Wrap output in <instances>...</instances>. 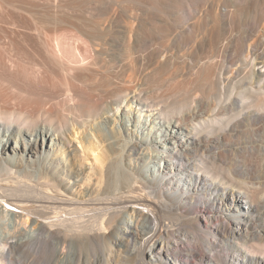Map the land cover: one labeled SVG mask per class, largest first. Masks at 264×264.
Listing matches in <instances>:
<instances>
[{
    "label": "bare ground",
    "instance_id": "6f19581e",
    "mask_svg": "<svg viewBox=\"0 0 264 264\" xmlns=\"http://www.w3.org/2000/svg\"><path fill=\"white\" fill-rule=\"evenodd\" d=\"M89 43L97 52L82 68L49 52L32 59L23 70L34 90L13 84L9 76L20 63H7L11 74L0 83V224L17 217V225L24 226L16 236L0 237V264H36V256L42 264H114L121 256L126 264H264V133L243 137L246 157L233 167L207 153L209 146L226 145L227 130L264 122V87L261 98L251 100L256 90L242 89L247 79H233L230 87L225 82L226 70L244 66L252 83L255 77L264 83V71L256 75L254 60L245 54L252 44L236 39L144 40L117 42L114 48L107 39ZM47 76L49 87L41 86L39 79ZM167 83L173 84L170 96H180L177 101L151 102L144 86ZM133 89L138 92L131 96ZM193 89L202 91V101L217 89L224 103L195 125L188 122L209 109L193 111ZM156 106L159 112L153 111ZM121 108L133 120L124 133L109 135L105 128L112 118L99 119ZM162 135L169 143L157 142ZM143 145L153 156L143 170L159 173L148 177L157 200L145 187L139 191L136 181L123 184L114 175L117 166L123 168L120 154ZM171 169L180 171L170 174ZM77 181L88 186L79 191L81 197L71 192ZM130 191L133 195H125ZM189 197H198L191 208ZM229 199L232 207L218 204ZM190 209L193 217L181 211ZM222 210L224 218L211 223L208 213ZM233 213L239 221L227 219Z\"/></svg>",
    "mask_w": 264,
    "mask_h": 264
},
{
    "label": "rangeland",
    "instance_id": "374dc122",
    "mask_svg": "<svg viewBox=\"0 0 264 264\" xmlns=\"http://www.w3.org/2000/svg\"><path fill=\"white\" fill-rule=\"evenodd\" d=\"M226 10H229L228 15H225ZM230 15L233 17L232 21L229 19ZM263 38L264 0H0V83H2L1 81L4 80L3 77L6 75L5 79L10 77L9 79L13 80V84H17L23 90H34L35 87H32L29 83L27 84L23 69L30 65L32 59L39 58L40 54L48 52L64 55L71 64L82 68L88 64L90 56L97 52L98 46H91L89 39H107L112 48H114L112 44L117 42L134 43L135 41L144 40L190 39L192 41L204 40L215 43L218 39H236L252 44L249 48H246L245 54H248L251 60H254L255 69L253 68V72L257 75L262 70L264 71V66L261 63V60L264 59ZM59 45H61L60 48L58 47ZM207 50H210L209 46H207ZM231 50L232 48L229 49V51ZM72 56L78 60L72 62L69 59ZM83 56L87 57V59H83ZM13 59L20 63V68L14 74H11L7 63ZM28 67L29 73L30 67L29 69ZM246 71L244 66L240 68L235 66L230 71L226 70L225 82L227 87L231 86L230 81L233 79L238 81L247 79L250 83L244 84L242 89L248 86L251 88L250 85H252L256 91L251 92L253 95L251 100L261 98L260 92L262 91L261 87H264V83L260 79H256V77L254 79L256 81L252 83L251 71ZM10 74L12 77H8ZM51 74L50 77L60 75V73ZM237 75L239 77L236 78ZM48 76L44 80L39 79L41 86H48L46 81H51ZM57 76L55 77L57 78ZM47 78L48 80H46ZM178 78L182 80L183 77L179 76ZM129 85L133 88L136 83ZM171 85L173 84L167 83L155 89L152 85L144 87L146 88V93L150 94V101L163 106V101H170L173 104L180 97L179 95L170 96L169 88ZM207 91L210 92L209 89ZM134 92L138 91L133 89L129 95H137ZM193 92L195 93L193 97L196 99L192 105L193 111H197L195 108L198 106L202 107L203 110H205L204 108L209 110L203 113V117L194 119V123L191 120L190 122L192 123L188 122V124L195 125L201 118H207L213 113L212 109L215 108V105L224 106V103L219 102L217 89L211 90L212 96L204 101L201 99L202 91L200 89H193ZM142 102L144 103L143 108L151 109L146 102ZM108 106L110 107L109 109L116 107L114 104H108ZM160 106L154 107L153 111L159 112ZM122 110L121 108L118 112L115 109L110 114H103L100 119L98 118L99 120L112 118L113 121L107 122V128H105L109 135H116L115 132L124 133V130L129 126V120L130 122L133 120V114H130L129 111L122 112ZM199 113H202V111L199 110ZM166 117H164L165 119H156L161 120V124L157 125H162L167 120ZM99 120L95 122L94 128H96ZM190 131L194 132L192 129L187 130L188 133ZM102 132L101 134L105 136V131ZM227 132L226 145L224 147L214 145L216 147L211 146V149L209 146L207 153L216 155L219 163L229 168L235 165L236 159H244L246 157L243 137L250 133L263 134L264 122L257 124L254 129L242 127L227 130ZM210 133H214V131ZM74 135L76 134L74 133ZM80 135L83 136L84 134L80 133ZM200 135L202 137L204 134L200 133ZM69 138L76 144L72 134ZM112 140L110 139L107 142ZM161 141L169 143L168 138L164 135L159 136L157 142L161 143ZM253 145L255 147L260 146L258 143ZM144 147L145 145L140 146L136 151L126 150L123 154H120L122 155L123 168L118 169L117 166L116 170L114 169L113 171L115 172L114 175H117L123 184L128 185L132 181H136L139 191L145 187L148 194L157 200L154 188H151V186L154 187L153 181L148 180V177L155 178L156 175L159 176V173L156 169L149 170L147 171L148 173L143 170L144 166L148 164L149 157L153 158L152 150L149 152L143 149ZM117 154L115 155L116 157L120 156ZM194 158L196 157L190 158V161L193 162L197 159ZM262 158L264 159V155H262ZM192 167L194 171V165ZM179 171V169H171L170 174H175ZM181 178V183L183 181L186 182L184 177ZM207 178L210 182H217L213 178ZM77 182L76 184H71L72 186L75 185L71 192L78 197V195L80 196L79 191L87 190L88 186L82 183L79 184V181ZM158 182H163V180L159 178ZM218 184L219 187L223 188L224 184L217 182ZM132 192H127L125 195H133ZM94 195H96V192ZM230 196L229 198H232ZM193 198H188L187 206L189 208H191V203L198 199V197ZM218 204L222 208L232 207L230 199L224 204ZM142 209L145 210L146 208L142 207ZM181 211L187 214V217H193L196 214L191 209L189 214L184 212V210ZM222 211L211 214L209 212L208 216H212L210 222H220L224 218L225 211ZM8 217L10 218V215ZM14 218L16 219V224L14 223ZM19 219L13 217V219L6 220L4 225L0 224V237L18 235V231L24 226L23 224L17 225ZM227 219L240 220L235 213L229 218L227 216ZM114 247L116 246L114 245ZM166 249L167 247L162 250V254H164ZM113 258L111 257V259ZM35 259L36 264H42L40 263L42 261L41 258L36 256ZM117 259H119L117 262L112 260L114 264L127 263V259L124 256ZM6 264H9V262L6 261Z\"/></svg>",
    "mask_w": 264,
    "mask_h": 264
}]
</instances>
